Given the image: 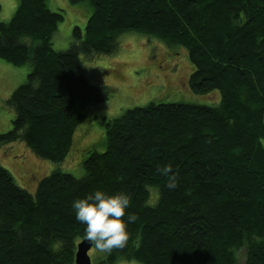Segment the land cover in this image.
Masks as SVG:
<instances>
[{"label": "trees", "instance_id": "obj_1", "mask_svg": "<svg viewBox=\"0 0 264 264\" xmlns=\"http://www.w3.org/2000/svg\"><path fill=\"white\" fill-rule=\"evenodd\" d=\"M17 1L0 22V61L31 71L7 100L14 118L1 145L22 142L62 163L88 106L108 100L80 57L113 53L130 31L184 47L189 90L218 91L220 103H150L102 119L106 148L89 153L84 177L54 170L34 194L0 166V264H74L86 225L72 204L97 190L130 196V238L108 264H237L241 249L244 264H264V0H68L92 12L83 36L75 27L58 52L52 38L64 12L49 0ZM168 164L178 176L171 190L156 171Z\"/></svg>", "mask_w": 264, "mask_h": 264}, {"label": "rangeland", "instance_id": "obj_2", "mask_svg": "<svg viewBox=\"0 0 264 264\" xmlns=\"http://www.w3.org/2000/svg\"><path fill=\"white\" fill-rule=\"evenodd\" d=\"M49 6L52 12H64V20L53 34L52 48L57 52L65 51L70 46L75 27L80 29L83 36L92 7L87 1L70 4L68 0H50ZM17 7V0H0V22H8ZM80 58L83 75L90 84L106 87L108 100L88 106L87 117L75 129L66 159L62 163H52L36 156L22 142L0 144V166L11 174L20 188L30 194L35 193L41 178L54 170L71 174L76 179L84 177L83 162L89 153H101L106 148L104 127L100 124L102 119L112 120L127 110L150 103L208 107L220 103L218 91L198 95L189 90L187 81L193 65L189 62L187 50L180 45H167L157 38L130 31L119 35L113 53ZM30 71L24 72V82ZM10 88L7 81L2 87L0 83V133L11 130L14 118L13 109L7 105L13 92H10ZM156 202L149 199L148 204L154 205ZM107 255V252H100L94 247L88 252L91 264H108ZM245 255V249L238 251L237 264H244ZM129 262L119 260L115 264Z\"/></svg>", "mask_w": 264, "mask_h": 264}, {"label": "clouds", "instance_id": "obj_3", "mask_svg": "<svg viewBox=\"0 0 264 264\" xmlns=\"http://www.w3.org/2000/svg\"><path fill=\"white\" fill-rule=\"evenodd\" d=\"M156 171L167 177L168 189H175L178 186V176L173 173L170 164L162 168L158 167ZM129 206V195L123 193L107 195L99 190L94 195L74 200L72 207L76 220L86 225L82 239L90 242L94 249L100 252L111 253L116 249L123 250L130 238L127 224L123 219L125 210ZM137 219L136 214L128 216L129 223H134ZM129 264H137V261L133 259Z\"/></svg>", "mask_w": 264, "mask_h": 264}, {"label": "crops", "instance_id": "obj_4", "mask_svg": "<svg viewBox=\"0 0 264 264\" xmlns=\"http://www.w3.org/2000/svg\"><path fill=\"white\" fill-rule=\"evenodd\" d=\"M50 0L48 1V7ZM25 66V65H24ZM22 67V66H21ZM20 67L11 66L3 61H0V83L1 87L6 83V81L11 85L10 92L14 91L19 85L24 81V72H28L31 67L26 64L24 69H19ZM12 94V93H11ZM10 97V96H9Z\"/></svg>", "mask_w": 264, "mask_h": 264}, {"label": "water", "instance_id": "obj_5", "mask_svg": "<svg viewBox=\"0 0 264 264\" xmlns=\"http://www.w3.org/2000/svg\"><path fill=\"white\" fill-rule=\"evenodd\" d=\"M92 247V244L84 239L78 242L74 254V264H91L88 252Z\"/></svg>", "mask_w": 264, "mask_h": 264}]
</instances>
